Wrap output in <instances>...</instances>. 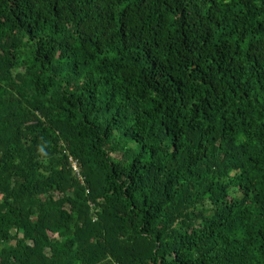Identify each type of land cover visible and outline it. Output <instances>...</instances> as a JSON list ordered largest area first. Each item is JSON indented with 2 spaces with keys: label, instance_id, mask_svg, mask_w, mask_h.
Returning a JSON list of instances; mask_svg holds the SVG:
<instances>
[{
  "label": "trees",
  "instance_id": "16d2710c",
  "mask_svg": "<svg viewBox=\"0 0 264 264\" xmlns=\"http://www.w3.org/2000/svg\"><path fill=\"white\" fill-rule=\"evenodd\" d=\"M0 197V264H264V0H0Z\"/></svg>",
  "mask_w": 264,
  "mask_h": 264
},
{
  "label": "built area",
  "instance_id": "2783aa9c",
  "mask_svg": "<svg viewBox=\"0 0 264 264\" xmlns=\"http://www.w3.org/2000/svg\"><path fill=\"white\" fill-rule=\"evenodd\" d=\"M69 162L71 164V168H72L73 172L79 177V179L82 180L81 168H80L79 163L72 157L69 159Z\"/></svg>",
  "mask_w": 264,
  "mask_h": 264
},
{
  "label": "rangeland",
  "instance_id": "374dc122",
  "mask_svg": "<svg viewBox=\"0 0 264 264\" xmlns=\"http://www.w3.org/2000/svg\"><path fill=\"white\" fill-rule=\"evenodd\" d=\"M231 195L233 197H240V192L238 191V189H231ZM1 199V197H0Z\"/></svg>",
  "mask_w": 264,
  "mask_h": 264
}]
</instances>
